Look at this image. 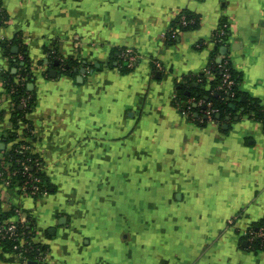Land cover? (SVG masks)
Here are the masks:
<instances>
[{"label": "crops", "instance_id": "0c3cea01", "mask_svg": "<svg viewBox=\"0 0 264 264\" xmlns=\"http://www.w3.org/2000/svg\"><path fill=\"white\" fill-rule=\"evenodd\" d=\"M0 7V221L43 249L21 257L0 240V264H264L246 235L264 221V0ZM25 59L33 104L19 117L5 76ZM226 62L232 111L182 104L179 88L218 93L214 63ZM22 148L36 194L15 174Z\"/></svg>", "mask_w": 264, "mask_h": 264}, {"label": "built area", "instance_id": "2783aa9c", "mask_svg": "<svg viewBox=\"0 0 264 264\" xmlns=\"http://www.w3.org/2000/svg\"><path fill=\"white\" fill-rule=\"evenodd\" d=\"M2 12V9L0 7V13ZM196 21L192 20H188V18L186 16H183L181 18V24L183 26H188V25H193L195 24ZM226 25L223 26V28H221L214 36V42L216 44H219L221 42H223L224 37L226 35L225 29H226ZM122 57L124 59H126L127 61H129L130 63L134 62L136 60V58L130 54L129 52H125L122 54ZM228 63H224L221 65L220 70L223 74V79H222V84L220 86L221 90H225L228 92L229 94V98L228 100H231L233 98H235L236 96V92H235V86H236V82L233 78V75L230 71V67L227 65ZM212 71V69L210 70ZM21 72H19L17 74L16 79L14 80V85L10 90V95H13L15 93V91H17V87H23L27 77L28 76H24L20 74ZM14 86H16V88H14ZM31 100V96L29 94H25L20 98L19 101V105L21 108H23L24 110H29L30 106H29V101ZM203 103V102H202ZM204 113L210 117L213 118L215 116V114L219 113V109L214 108L212 106L211 103H207L205 105V110ZM21 154H27L28 151L25 148H22L20 151H18ZM36 159L32 158V157H25L24 159L20 158V159H16V162L14 163L16 166V171L15 174L16 175H20L23 177L28 176L27 181L24 183L23 185V189L24 191L29 192L30 194H36L39 192V187H38V178L33 177L32 176V172H31V168L32 167H36ZM22 231V232H20ZM246 235L249 236V238H251L253 241L255 239L263 241L264 240V227L258 229L257 231H249L248 233H246ZM14 240L17 242L18 240V244H16L14 246V250H26V245H27V240H26V232L25 230L23 231L21 229V225L19 224H14V223H10V224H6L2 221H0V240L4 241V240ZM28 251V250H26ZM37 253L39 254L40 252L37 250ZM24 254L21 253L19 254V256H23Z\"/></svg>", "mask_w": 264, "mask_h": 264}, {"label": "trees", "instance_id": "16d2710c", "mask_svg": "<svg viewBox=\"0 0 264 264\" xmlns=\"http://www.w3.org/2000/svg\"><path fill=\"white\" fill-rule=\"evenodd\" d=\"M5 14L6 13L2 10V12L0 13V21L1 22L4 21ZM186 17L188 18V20H192L193 19L196 22L193 25H188V26H184V27H187V28L195 27L196 24L198 23V18L193 17L191 15H186ZM71 63L73 64V62H71ZM16 65L20 69H18V71L15 72V73H13L12 71L8 72V74L5 76V84H6L7 90L9 92V94H10V90H11V88L14 85V80L16 79L17 74L19 72H21L20 73L21 75L28 76L24 86L23 87H17V91H15V93L13 95H11L12 98H14L15 102L17 103V105H19L20 98L23 95L28 94V82L30 81L29 79H30L31 74H30V70H29V65H28L27 59H25V61L22 62V63L20 62L19 65L18 64H16ZM221 65L222 64L214 63V67H213V69L215 68L214 72L216 73L217 78L220 79V85L222 84V79H223V74H222V72L220 70ZM227 65L230 67L229 64H227ZM230 71H231V73L233 75V78H234V80L236 82V86H235V89H234L235 92H236V96H235V98H236L237 94H238L237 93L238 80H237L235 74L233 73L231 67H230ZM14 88H16V86H14ZM190 91H191V94L189 95V94L186 93V90L184 88H179L178 89V98H179V100L182 101V104L185 105L186 100H188L190 97H195L198 100L199 99L204 100V102L206 104L207 103H211L214 108L219 109L220 117H225L226 112L232 111V107H230V101L231 100H228L229 94L225 90H220L218 93H211L209 91H205L202 88V84H200L197 87H194L193 85H191L190 86ZM32 104H33V99L31 97V100L29 101L30 108L32 107ZM26 112H28V110H20V111L17 110L15 112V115L21 117V116H24ZM216 115L217 114H215L214 117H216ZM11 155H12V157H14V161L15 162H16V159H20V158L24 159L25 157H32L34 159L36 158L35 156H33L30 153L21 154L19 152H15V153H13ZM263 227H264V221L261 222V224L259 226V229L263 228ZM21 229L24 231L27 228H25V227H23L21 225ZM20 232H22V231H20ZM26 237H27V235H26ZM1 242L4 245V248H6V250L12 251V252H14L17 255L23 253L24 255H26L27 257H30V258L35 256V255H37V250H43V249L39 248L40 246L37 245L36 243H31V240H29L30 244L25 246L26 250H28V251L24 250V248H23V250H14V246L16 244H18V240L16 242V241H14L12 239H10V240L8 239V240H4V241L1 240ZM254 246L255 247H259V248L260 247H264V240L260 241V240L255 239Z\"/></svg>", "mask_w": 264, "mask_h": 264}, {"label": "water", "instance_id": "95a60500", "mask_svg": "<svg viewBox=\"0 0 264 264\" xmlns=\"http://www.w3.org/2000/svg\"><path fill=\"white\" fill-rule=\"evenodd\" d=\"M220 51H221L222 56H225V55H227V53H228L227 47H222V48L220 49ZM220 61H221V60H220ZM28 264H38V263H37L36 261H29Z\"/></svg>", "mask_w": 264, "mask_h": 264}]
</instances>
